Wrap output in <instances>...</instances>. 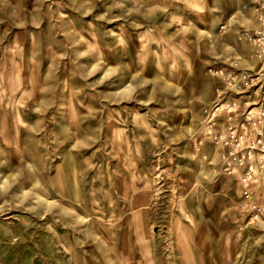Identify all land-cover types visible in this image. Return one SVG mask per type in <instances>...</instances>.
<instances>
[{"label":"rangeland","instance_id":"obj_1","mask_svg":"<svg viewBox=\"0 0 264 264\" xmlns=\"http://www.w3.org/2000/svg\"><path fill=\"white\" fill-rule=\"evenodd\" d=\"M255 1L0 0V264H264L201 123Z\"/></svg>","mask_w":264,"mask_h":264},{"label":"built area","instance_id":"obj_2","mask_svg":"<svg viewBox=\"0 0 264 264\" xmlns=\"http://www.w3.org/2000/svg\"><path fill=\"white\" fill-rule=\"evenodd\" d=\"M253 8L257 27L244 29L241 38L254 44V55L261 66L251 74L211 67V73L223 77L224 86L217 89L201 123L203 132L211 137L215 147L226 148L223 170L232 174L240 168L242 208L252 220H259L264 206L255 187L264 177V0H256ZM228 24L229 20L221 24L223 32ZM221 114L226 116L224 121ZM202 145H198L199 151ZM258 153L261 159L257 158Z\"/></svg>","mask_w":264,"mask_h":264}]
</instances>
